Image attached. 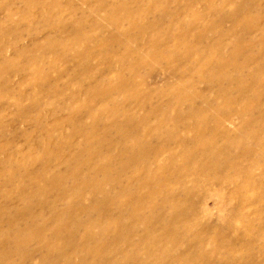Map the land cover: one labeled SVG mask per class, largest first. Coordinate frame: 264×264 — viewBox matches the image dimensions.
<instances>
[{
    "label": "rangeland",
    "instance_id": "rangeland-1",
    "mask_svg": "<svg viewBox=\"0 0 264 264\" xmlns=\"http://www.w3.org/2000/svg\"><path fill=\"white\" fill-rule=\"evenodd\" d=\"M0 211L13 264H264V0H0Z\"/></svg>",
    "mask_w": 264,
    "mask_h": 264
},
{
    "label": "bare ground",
    "instance_id": "bare-ground-1",
    "mask_svg": "<svg viewBox=\"0 0 264 264\" xmlns=\"http://www.w3.org/2000/svg\"><path fill=\"white\" fill-rule=\"evenodd\" d=\"M42 2V1H41ZM32 9V8H31ZM27 10V9H26ZM26 15L24 14V21H26V17H25ZM28 16H29V14H28ZM28 18V17H27ZM32 22V21H31ZM83 32H84V30L83 29H81V27H78V28H76L74 31H73V34H71V40H72V43H73V45H74V47H76V46H79V45H82V43L85 41L84 40V35H80V33H82L83 34ZM88 35H89V32L87 33ZM156 39V38H155ZM155 44V43H154ZM49 46V45H48ZM82 49V48H81ZM33 63H34V61H32V62H29V66H33ZM228 64V62L227 61H225V62H223L221 65H220V67H221V70H225V68H226V65ZM19 67V66H18ZM33 67H35V66H33ZM220 76V75H219ZM237 80V79H236ZM238 82V81H237ZM241 83V82H240ZM239 86V85H238ZM95 91V90H94ZM181 112V111H180ZM191 113V112H190ZM74 116V115H73ZM144 119V118H143ZM183 119V118H182ZM145 122V121H144ZM220 126V125H219ZM46 128V129H45ZM45 128H44V130H46L47 132H51L52 131V129L48 126H45ZM178 137V136H177ZM104 138V137H103ZM180 138H182V136L180 137ZM179 138V139H180ZM181 140V139H180ZM144 146V145H143ZM54 149V148H53ZM53 152V151H52ZM49 157V156H48ZM66 157V156H65ZM90 158V157H89ZM142 158H144V157H142ZM87 159V158H86ZM156 159V158H155ZM191 160V159H190ZM26 162V161H25ZM59 162H60V160H59ZM87 163V161L85 160L83 163H81V164H76V165H74V173L76 172L77 174H78V171L79 170H81V168H82V166L83 165H85ZM102 164V163H101ZM204 166V165H203ZM73 168V167H72ZM98 168H99V165H98ZM97 168V169H98ZM108 170V169H107ZM75 173V174H76ZM43 176V174L42 173H40V172H33V174L31 173L30 174V178H29V180H30V182H31V184H32V189L34 190V194H36V195H39L40 193L38 192V185L36 184V181L38 180L39 181V179L40 178H43L42 177ZM142 177V176H141ZM82 178V177H81ZM85 178V177H84ZM147 178V177H146ZM93 183H94V185H95V187L99 190H103L104 189V185H103V183H102V180L100 179V181L97 179H95L94 181H93ZM79 184H77V186H78ZM56 186V182L53 180L52 181V184H51V187H55ZM57 188V187H56ZM45 189H47V188H45ZM53 189V188H52ZM78 189V188H77ZM106 189H107V186H106ZM76 190V189H75ZM50 190H46V191H44V193L46 194L47 192H49ZM63 191V190H62ZM62 191H60V194L62 193ZM127 192H128V190H126ZM66 193V192H65ZM63 194V193H62ZM134 194V193H133ZM110 196V195H109ZM34 198H35V196H33ZM112 197V196H111ZM129 198H131V196L129 197ZM135 198H136V196H134L133 195V197L131 198L133 201H131V204L129 205V207L131 206V208L132 207H134V209L135 210H140L143 206L141 205V202L143 201V195L142 196H140V200L138 199V201H135ZM105 201H106V199H105ZM141 201V202H140ZM145 201V200H144ZM109 202V203H108ZM112 202V198H108L107 199V205L108 204H110ZM148 202V201H147ZM46 206V205H45ZM74 206V205H73ZM106 207V206H105ZM104 207V208H105ZM103 208V209H104ZM5 210V209H4ZM70 210V209H69ZM106 210V209H105ZM131 210V209H130ZM107 211V210H106ZM6 212V211H5ZM5 212H3V211H0V215L1 214H3V213H5ZM155 212V211H154ZM134 216H135V214H134ZM137 216V215H136ZM35 217V216H34ZM155 218V217H154ZM162 220V219H161ZM15 219H14V221L12 220L11 221V219L9 220V225H11V226H13L14 224H15ZM159 222H161V224L162 223H164V222H166V220L164 219L163 221H159ZM170 230H173L172 228L170 229ZM175 231V230H174ZM8 239H9V237H7ZM13 241H15V242H17V243H20V238L18 237V235H16L14 238H11ZM11 252H8L7 250H0V264H13L12 263V261H11Z\"/></svg>",
    "mask_w": 264,
    "mask_h": 264
}]
</instances>
